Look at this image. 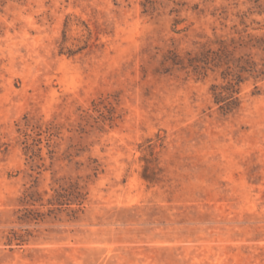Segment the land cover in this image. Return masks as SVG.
Segmentation results:
<instances>
[{
    "label": "rangeland",
    "instance_id": "374dc122",
    "mask_svg": "<svg viewBox=\"0 0 264 264\" xmlns=\"http://www.w3.org/2000/svg\"><path fill=\"white\" fill-rule=\"evenodd\" d=\"M262 42L264 0H0V264H264Z\"/></svg>",
    "mask_w": 264,
    "mask_h": 264
},
{
    "label": "trees",
    "instance_id": "16d2710c",
    "mask_svg": "<svg viewBox=\"0 0 264 264\" xmlns=\"http://www.w3.org/2000/svg\"><path fill=\"white\" fill-rule=\"evenodd\" d=\"M264 44V42H262ZM208 53L213 55V52H210L209 50H204L202 51L199 55L202 56L205 60L208 59ZM231 55V53H229V51L227 49H225L223 47V49H219V51L217 53H215V56L218 58L217 60L219 61V63L226 61L224 64L227 65L226 67V71L224 73V77L223 78H228V81L225 84H215L211 86V90H212V94H213V99H214V103L220 106V109L224 112V113H230L234 110L237 109V107L239 106V86L242 83V73L244 72H255V64L248 62V61H244L245 65H249L248 67L244 66V65H236L233 68H231L229 66V62L230 60L228 59V57ZM179 63H183L182 60H180L179 58L177 59ZM201 60H199V56H194L191 57L189 59V66H193V69L197 72V70H199V68H203L200 67L198 64ZM263 74V73H261ZM77 196L75 197L76 200L78 201V205L82 204L83 198H81V195L79 192L76 193ZM59 198H64L65 196H63L62 194H58L57 195ZM80 198V199H79ZM78 211V210H77ZM76 212V211H75ZM21 242H24L23 240H21Z\"/></svg>",
    "mask_w": 264,
    "mask_h": 264
}]
</instances>
